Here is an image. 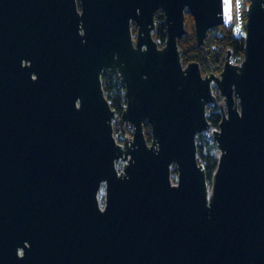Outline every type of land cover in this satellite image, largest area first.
Returning a JSON list of instances; mask_svg holds the SVG:
<instances>
[{"label": "water", "instance_id": "1", "mask_svg": "<svg viewBox=\"0 0 264 264\" xmlns=\"http://www.w3.org/2000/svg\"><path fill=\"white\" fill-rule=\"evenodd\" d=\"M185 11L198 45L223 23L222 0H0V264H264V0L218 74L182 64ZM108 71L125 88L117 124L133 125L122 143ZM213 86L208 187L195 136Z\"/></svg>", "mask_w": 264, "mask_h": 264}, {"label": "trees", "instance_id": "2", "mask_svg": "<svg viewBox=\"0 0 264 264\" xmlns=\"http://www.w3.org/2000/svg\"><path fill=\"white\" fill-rule=\"evenodd\" d=\"M246 2L248 3V0ZM184 28L185 33L177 39V46L183 65L190 61H196L202 74H209V72L218 74L222 69L227 48L230 49V60L232 62L237 63L241 61L243 57V38L235 36L229 26L217 25L211 27L206 32L204 40L200 45L196 41L193 17L188 11L184 13ZM131 29L135 33V27L132 26ZM152 36L159 46L163 45L165 26L163 14L160 10H157L154 14ZM101 78L104 94L118 117L125 105L124 84L119 76L112 71L103 73ZM213 92L215 94V101L207 107L206 116L210 127L216 128L221 115L220 106L218 105L221 97L215 87ZM150 130V125L146 121H143V132L147 141H150ZM113 131L114 133L119 131L116 119L113 123ZM195 142L197 160L204 170L207 184H210L217 164L218 151L216 144L210 134H207L205 131L196 134ZM171 175L172 178H175V167H171Z\"/></svg>", "mask_w": 264, "mask_h": 264}, {"label": "built area", "instance_id": "3", "mask_svg": "<svg viewBox=\"0 0 264 264\" xmlns=\"http://www.w3.org/2000/svg\"><path fill=\"white\" fill-rule=\"evenodd\" d=\"M246 8V0H222V25L229 26L232 29L234 35L241 38H244L246 34ZM115 119L117 123V116ZM115 119L113 120V123ZM117 126L119 128V131L116 133H114L113 131L114 138L117 142H124V137L126 135L127 139L131 138L133 125L130 122H126L122 125L124 131L121 130V126H119L118 124ZM209 129L212 130L213 128L209 127ZM208 130H205V132H207Z\"/></svg>", "mask_w": 264, "mask_h": 264}, {"label": "rangeland", "instance_id": "4", "mask_svg": "<svg viewBox=\"0 0 264 264\" xmlns=\"http://www.w3.org/2000/svg\"><path fill=\"white\" fill-rule=\"evenodd\" d=\"M232 61V60H231ZM233 63H235V62H233ZM237 63H239V62H237ZM213 89H214V86H213ZM218 92V91H217ZM221 97V99H220V101H219V103L221 102V104L223 103V98H222V96H220ZM212 103V102H211ZM209 104L210 103H208L207 105H206V110H207V107L209 106ZM206 110H205V112H206ZM214 129V128H213ZM211 131L212 130H208L207 131V134H210L211 133ZM123 163H124V161L123 160H121V159H118L116 162H115V166H116V168L118 169V170H120L121 169V167H122V165H123ZM176 177V176H175ZM171 179H172V182H175V178H172V175H171ZM208 185V187H210V184H207ZM103 198H104V187H103V185L101 186V188H100V190H99V192H98V200H99V203H100V205L103 203Z\"/></svg>", "mask_w": 264, "mask_h": 264}]
</instances>
